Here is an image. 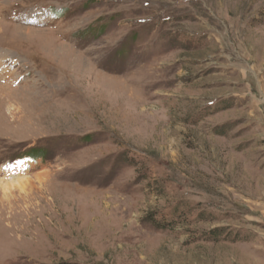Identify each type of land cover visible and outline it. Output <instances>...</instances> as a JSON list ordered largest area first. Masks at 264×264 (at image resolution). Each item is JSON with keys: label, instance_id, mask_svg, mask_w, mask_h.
<instances>
[{"label": "rangeland", "instance_id": "rangeland-1", "mask_svg": "<svg viewBox=\"0 0 264 264\" xmlns=\"http://www.w3.org/2000/svg\"><path fill=\"white\" fill-rule=\"evenodd\" d=\"M0 7L68 12L0 21V264H264V0Z\"/></svg>", "mask_w": 264, "mask_h": 264}, {"label": "bare ground", "instance_id": "bare-ground-1", "mask_svg": "<svg viewBox=\"0 0 264 264\" xmlns=\"http://www.w3.org/2000/svg\"><path fill=\"white\" fill-rule=\"evenodd\" d=\"M1 30V29H0ZM19 182V181H18ZM14 186H16V185H14ZM21 187H25L26 186V183L25 184H21L20 185ZM3 188H5V186L3 187Z\"/></svg>", "mask_w": 264, "mask_h": 264}, {"label": "trees", "instance_id": "trees-1", "mask_svg": "<svg viewBox=\"0 0 264 264\" xmlns=\"http://www.w3.org/2000/svg\"><path fill=\"white\" fill-rule=\"evenodd\" d=\"M36 154L34 153L33 156H35Z\"/></svg>", "mask_w": 264, "mask_h": 264}]
</instances>
